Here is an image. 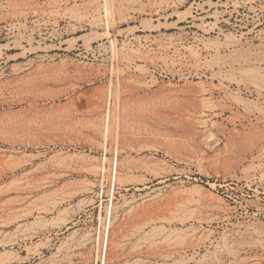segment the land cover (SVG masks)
<instances>
[{"label": "rangeland", "instance_id": "obj_1", "mask_svg": "<svg viewBox=\"0 0 264 264\" xmlns=\"http://www.w3.org/2000/svg\"><path fill=\"white\" fill-rule=\"evenodd\" d=\"M0 264H264V0H0Z\"/></svg>", "mask_w": 264, "mask_h": 264}, {"label": "bare ground", "instance_id": "obj_2", "mask_svg": "<svg viewBox=\"0 0 264 264\" xmlns=\"http://www.w3.org/2000/svg\"><path fill=\"white\" fill-rule=\"evenodd\" d=\"M120 3V2H119ZM87 44L88 45H92V43H93V41L91 40V39H88L87 40ZM261 45H263V44H261ZM72 46H76V43H73V45ZM213 47V46H212ZM257 48V47H256ZM161 58V57H160ZM183 61V60H182ZM256 66V65H255ZM242 71V70H241ZM254 78V77H253ZM104 105V104H103ZM75 157V156H74ZM76 158V157H75ZM15 219V218H14ZM5 223V222H4ZM2 224V223H1ZM3 225V224H2ZM134 236V235H133ZM148 237V236H147ZM154 243V242H153ZM170 245V244H169ZM172 248V247H171ZM171 252V251H170ZM164 258V257H163ZM169 258V257H168ZM186 258V257H185ZM243 258V257H242Z\"/></svg>", "mask_w": 264, "mask_h": 264}]
</instances>
